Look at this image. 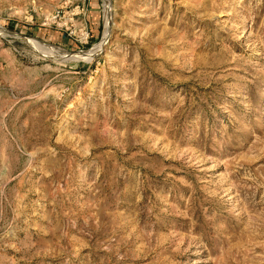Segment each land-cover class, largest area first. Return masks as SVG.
<instances>
[{"label": "rangeland", "instance_id": "374dc122", "mask_svg": "<svg viewBox=\"0 0 264 264\" xmlns=\"http://www.w3.org/2000/svg\"><path fill=\"white\" fill-rule=\"evenodd\" d=\"M0 264H264V0H0Z\"/></svg>", "mask_w": 264, "mask_h": 264}, {"label": "bare ground", "instance_id": "6f19581e", "mask_svg": "<svg viewBox=\"0 0 264 264\" xmlns=\"http://www.w3.org/2000/svg\"><path fill=\"white\" fill-rule=\"evenodd\" d=\"M110 12L108 11V17H107V32L105 33V38L107 40V37H109L110 35V30H111V17H110ZM104 38V40H105ZM106 41H104L103 43H101L99 46H97L94 50H93V56H96L98 55V53L102 50V46L105 44Z\"/></svg>", "mask_w": 264, "mask_h": 264}]
</instances>
